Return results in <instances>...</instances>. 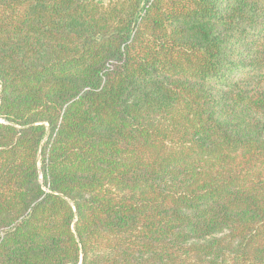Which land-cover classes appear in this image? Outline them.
Returning <instances> with one entry per match:
<instances>
[{
	"label": "trees",
	"instance_id": "obj_1",
	"mask_svg": "<svg viewBox=\"0 0 264 264\" xmlns=\"http://www.w3.org/2000/svg\"><path fill=\"white\" fill-rule=\"evenodd\" d=\"M0 264H264V0H0Z\"/></svg>",
	"mask_w": 264,
	"mask_h": 264
},
{
	"label": "rangeland",
	"instance_id": "obj_2",
	"mask_svg": "<svg viewBox=\"0 0 264 264\" xmlns=\"http://www.w3.org/2000/svg\"><path fill=\"white\" fill-rule=\"evenodd\" d=\"M105 1V0H104Z\"/></svg>",
	"mask_w": 264,
	"mask_h": 264
}]
</instances>
